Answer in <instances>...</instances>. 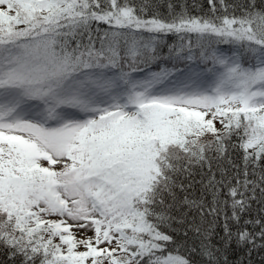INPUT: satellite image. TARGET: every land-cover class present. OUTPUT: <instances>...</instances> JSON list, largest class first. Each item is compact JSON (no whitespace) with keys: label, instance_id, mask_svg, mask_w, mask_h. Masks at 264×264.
<instances>
[{"label":"snow or ice","instance_id":"6c2138e0","mask_svg":"<svg viewBox=\"0 0 264 264\" xmlns=\"http://www.w3.org/2000/svg\"><path fill=\"white\" fill-rule=\"evenodd\" d=\"M237 251L264 252V0H0V264Z\"/></svg>","mask_w":264,"mask_h":264},{"label":"trees","instance_id":"16d2710c","mask_svg":"<svg viewBox=\"0 0 264 264\" xmlns=\"http://www.w3.org/2000/svg\"><path fill=\"white\" fill-rule=\"evenodd\" d=\"M175 3H179L180 0H173ZM205 10L207 9V0H196ZM189 6L193 3V0H187ZM264 252H254L250 258V264H264ZM243 259L244 264H249V258L245 255V253L237 251L235 253L229 254V264H239V261Z\"/></svg>","mask_w":264,"mask_h":264}]
</instances>
